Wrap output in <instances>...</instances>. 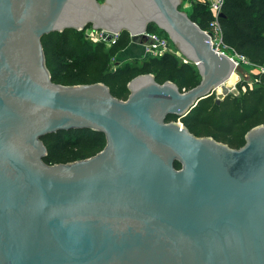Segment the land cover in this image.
<instances>
[{
    "label": "water",
    "instance_id": "95a60500",
    "mask_svg": "<svg viewBox=\"0 0 264 264\" xmlns=\"http://www.w3.org/2000/svg\"><path fill=\"white\" fill-rule=\"evenodd\" d=\"M180 3L0 0V264H264V125L232 149L167 122L217 89V104L238 95L226 85L235 63ZM152 25L196 67L197 86L140 75L123 101L101 83L52 81L44 36L91 26L132 45ZM82 130L104 149L44 161V137Z\"/></svg>",
    "mask_w": 264,
    "mask_h": 264
},
{
    "label": "trees",
    "instance_id": "16d2710c",
    "mask_svg": "<svg viewBox=\"0 0 264 264\" xmlns=\"http://www.w3.org/2000/svg\"><path fill=\"white\" fill-rule=\"evenodd\" d=\"M183 1L190 5L187 16L201 30L207 31L212 21L209 3ZM221 15L218 23L223 46L229 53L245 57L250 64L246 67L262 68L254 75L256 86L239 84L238 95L230 94L219 104L213 94L198 102L185 117L168 116L167 122L180 119L195 137H210L232 149H239L245 144L244 137L249 130L264 125V0H224ZM89 28L91 26L83 31ZM83 31L65 30L41 39L46 67L54 83L63 86L101 83L107 86L113 97L125 101L129 96L127 84L140 75L150 74L160 85L172 82L180 92L188 91L200 82L196 67L181 62L171 53L147 57L141 64L118 65L112 70V60L130 46L129 34L121 32L112 44H91L84 38ZM148 32L168 39L153 25ZM58 73L67 76L58 79ZM42 142L47 150L44 161L48 164L85 159L97 155L105 147L104 136L89 130L57 132L44 137ZM69 147H76L73 154L67 157L57 155L58 151ZM175 165L179 167L178 163Z\"/></svg>",
    "mask_w": 264,
    "mask_h": 264
},
{
    "label": "built area",
    "instance_id": "2783aa9c",
    "mask_svg": "<svg viewBox=\"0 0 264 264\" xmlns=\"http://www.w3.org/2000/svg\"><path fill=\"white\" fill-rule=\"evenodd\" d=\"M223 2L224 0H209L208 2L209 11L212 16V21L209 23V28L205 32L212 34V39H211L212 48L217 53L227 55L230 58V60L235 63L236 69L239 65L244 66V67L249 66L250 64L245 57L240 56L233 52L229 53L226 47L223 46L222 31L218 23V18L221 16ZM99 36H100V39L98 41L99 42L101 41L107 44L114 43L118 38V35H114L112 40L108 43L102 39L101 32ZM145 37H146L145 38L146 40H143L141 43L143 47L144 58L162 57L163 55L167 53H171V54L175 53L170 40L165 38L164 36L159 35L158 33L147 32L145 33ZM182 92H185V90H182Z\"/></svg>",
    "mask_w": 264,
    "mask_h": 264
},
{
    "label": "rangeland",
    "instance_id": "374dc122",
    "mask_svg": "<svg viewBox=\"0 0 264 264\" xmlns=\"http://www.w3.org/2000/svg\"><path fill=\"white\" fill-rule=\"evenodd\" d=\"M179 9L186 13L187 15L190 14V7L188 6V3L186 1H183V3L181 2L179 5ZM158 32H160L158 30ZM100 31L98 30H93L92 28L86 29L85 31H83V36L84 38L90 42L91 44H97L99 43V39H100ZM163 36V35H162ZM165 37V36H164ZM101 42V41H100ZM174 52L173 53L181 62H186V60L179 54L177 48L174 46L173 48ZM127 52L128 50H124L122 52H120L111 62V69L114 70L118 65H124V64H128L130 62L132 63H136V64H141V62L145 59L142 56H139V54L135 55V56H127ZM249 62V61H248ZM262 68L260 67H255V66H250V67H244L239 65L235 71V81L230 85L232 87H235L237 89V86L239 84H249L253 87L256 86V79L254 77V75H256L258 73V71H261ZM67 76V74L65 73H58V79H62L65 78ZM57 84V83H56ZM61 85V84H59ZM218 92L215 91L214 95L215 98L216 94ZM176 123H181L180 119L175 121ZM76 147H69V148H65L63 150H60L57 152V155H61L64 157H67L71 154H73L75 152Z\"/></svg>",
    "mask_w": 264,
    "mask_h": 264
},
{
    "label": "crops",
    "instance_id": "0c3cea01",
    "mask_svg": "<svg viewBox=\"0 0 264 264\" xmlns=\"http://www.w3.org/2000/svg\"><path fill=\"white\" fill-rule=\"evenodd\" d=\"M196 1H199V2H209V0H196ZM188 6L190 7V5H188ZM208 10H209V8H208ZM126 50H128V52H127V56L128 57L129 56H135V55L139 54V56H142L144 58V55H143V47H142L141 44H132Z\"/></svg>",
    "mask_w": 264,
    "mask_h": 264
},
{
    "label": "bare ground",
    "instance_id": "6f19581e",
    "mask_svg": "<svg viewBox=\"0 0 264 264\" xmlns=\"http://www.w3.org/2000/svg\"><path fill=\"white\" fill-rule=\"evenodd\" d=\"M236 77H235V73L230 77L229 81L226 83L227 86H230L234 81H235ZM232 87V86H231ZM217 92L219 93L220 90L217 89Z\"/></svg>",
    "mask_w": 264,
    "mask_h": 264
}]
</instances>
